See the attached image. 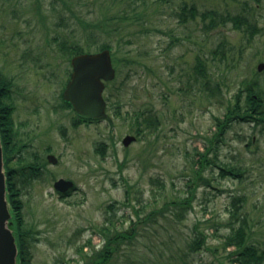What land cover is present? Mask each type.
Segmentation results:
<instances>
[{"label": "rangeland", "instance_id": "1", "mask_svg": "<svg viewBox=\"0 0 264 264\" xmlns=\"http://www.w3.org/2000/svg\"><path fill=\"white\" fill-rule=\"evenodd\" d=\"M67 1L64 7L60 0L57 6L53 0H0V75L9 84L19 146L9 166L17 169L24 219L35 232L32 264L82 263L76 247L91 237L100 248L96 227L107 216L128 228L136 218L133 205H143V217L157 211L155 221L141 225L143 236L109 264H238L230 255L235 246H226L231 223H244L250 240L264 247V125L234 119L217 136V118L224 120L235 92L253 73L264 82V72L255 73L264 52V0H141L135 7L132 0ZM75 12L102 20V28L88 32L101 31L93 33L98 46L108 41L120 58L122 70L106 86L107 117L100 121H80L63 99L72 65L60 43L95 40ZM209 12L219 16H203ZM240 15L244 27L262 32L248 38L243 26L233 25ZM113 16L105 28L104 17ZM145 112L153 115L149 125L142 122ZM127 134L137 140L124 145ZM207 146L212 162L202 174L211 183L197 179L193 205L180 218L174 211L160 215L166 200L190 194L187 181ZM25 162L41 163L31 183L19 168ZM224 163L243 168L242 175L221 176ZM60 177L74 182L70 194L55 189ZM236 196L243 199L234 218ZM202 233L205 242L195 250L191 244Z\"/></svg>", "mask_w": 264, "mask_h": 264}, {"label": "trees", "instance_id": "2", "mask_svg": "<svg viewBox=\"0 0 264 264\" xmlns=\"http://www.w3.org/2000/svg\"><path fill=\"white\" fill-rule=\"evenodd\" d=\"M58 0H53V4L57 6ZM64 7H67L68 1L67 0H60ZM139 1L141 0H132L130 3L134 7L139 4ZM167 1V0H162ZM124 3L127 2V0H123ZM63 5L61 8H64ZM183 10L185 12L186 7H183ZM189 11L191 12V16H195L194 7L192 6ZM76 13V12H75ZM213 12L204 13L203 16H212ZM78 19L82 23L84 30V33H87V35L92 36L95 40L92 43L84 44L82 39H76L71 44H66L65 41L60 43L59 48L64 50L65 53L68 54L69 61L71 60V57L73 55L85 52V51H91L94 49L92 45L94 43H97L96 49H103V48H110L112 52V58L114 65L116 66L118 73L120 70H122L120 65V58L117 56L116 50H113L112 44H110L108 41L103 42L101 45L98 46L99 39L94 36L93 33H102L99 30H90L91 32H88V29H96V28H102V20L100 19H91L89 17H81L78 16L76 13ZM219 16V15H217ZM216 15L212 16V19L214 20ZM116 16H113L112 18L104 17L105 22V28L109 26V24L115 19ZM186 17V15H185ZM243 15H240L237 17L236 20H238L239 24H242L243 21ZM224 18L222 20H225V16L221 17ZM220 18V19H221ZM213 22V21H211ZM113 29L117 30L118 26L112 27ZM201 64V60H199V65ZM198 73V71H196ZM7 80L0 75V129L3 132L7 131V127H9L10 120L8 118L9 116V109L11 108L10 102L7 98L9 96V88ZM66 105L70 107V105L66 102H64ZM264 113V112H263ZM262 113V114H263ZM232 114H235V118L237 120H248V121H254L255 123H261L264 125V115H258L259 113H255L250 111V109L242 110L239 106L237 112L234 113L233 108L231 107L229 111L225 114L224 120H221L219 117L217 118V125L219 127V131L217 133L218 138L221 139L223 136V133L225 132L228 122L232 120L231 118ZM153 115L148 112L144 113L142 117V122L145 125H149L152 123ZM138 119V123H139ZM17 134V132H16ZM218 141V140H217ZM212 146L217 148V145L215 146L213 141ZM19 146L15 143L13 146H9L8 153L11 154L12 151H18ZM210 151V146H207L206 151L202 152L199 151L200 158L198 159L199 166L194 168V177H191L187 181V185L189 186L190 194L182 199H170L166 200L164 202L163 207L160 208L158 211L160 215H165L168 212L166 211H174L176 213V217L180 218L183 214V212L193 205V200L196 197V190L197 186L200 184L198 183V178L203 179L205 183L210 184L209 178H206L202 174V169H204L207 165H209L212 161L209 159L208 152ZM38 164L25 162L24 166H20L19 168L22 170V175L26 177L29 183L35 178H38L35 176L36 174H40L41 166H37ZM221 172V176H225L227 174L233 175L236 177H240L243 173V168L236 166V165H229L227 163L220 164L219 165ZM14 167H10V172L8 174V190H9V199L13 208L14 212V218H15V224L17 228V236L20 246V264H32L31 262V252L30 247L33 245V241L35 240V232L34 229L31 228L27 222L24 219L23 211H22V202L19 198V190L15 187V180L13 178V173H15ZM161 187L165 186V183L162 181L159 183ZM142 195L137 196L138 201L141 200ZM243 199V196H236L234 197L233 201V209H230L231 215L234 218L239 217V213L241 211V200ZM131 192L130 188H127L126 190V203H131ZM240 202V203H239ZM143 205H141L142 209ZM141 209H138L133 205L134 214L136 215L135 219H131L132 224L128 228L119 229L116 226L115 219L112 216H107L104 220V223L97 225L96 230L99 235L103 237V245L96 249L95 246L91 242V237H88L85 242L80 243L76 247V250L80 253H83L82 258L83 262L78 264H109L110 262H114L116 258L123 252L124 245H130L134 242L138 241L140 239V236H143V229L141 228V225H146L147 222L150 220H154L157 216L155 214L157 211L152 212L151 214L143 217L141 216ZM205 237L202 236L194 240V244H191V246L194 247L195 250L199 249L201 245L205 242ZM90 244L92 245L90 252H84V247ZM234 245V250L230 251V255L233 258L232 260L238 264H264V247L260 245V243L251 241L248 235L247 228L244 223L239 224L238 226H234L231 223V232H229L226 236V246ZM170 264V263H168ZM176 264V263H172Z\"/></svg>", "mask_w": 264, "mask_h": 264}, {"label": "water", "instance_id": "3", "mask_svg": "<svg viewBox=\"0 0 264 264\" xmlns=\"http://www.w3.org/2000/svg\"><path fill=\"white\" fill-rule=\"evenodd\" d=\"M72 72L64 90V99L75 113L85 118H104L107 116L104 90L106 81L116 76L111 52L108 48L96 52H83L71 59ZM261 64V68H262ZM137 137L127 134L124 145H129ZM49 161L56 163L54 154L48 155ZM74 182L63 177L55 182V187L66 191ZM13 214L8 199L7 174L4 150L0 133V264H18L19 248L11 225Z\"/></svg>", "mask_w": 264, "mask_h": 264}, {"label": "flooded vegetation", "instance_id": "4", "mask_svg": "<svg viewBox=\"0 0 264 264\" xmlns=\"http://www.w3.org/2000/svg\"><path fill=\"white\" fill-rule=\"evenodd\" d=\"M237 17L239 16H235V19H237ZM244 17L247 18V16ZM236 21L238 22V20H235L233 25H235ZM238 24H236V27H238ZM242 24L245 23L242 21ZM242 24L239 25L244 27V25ZM255 27H256L255 25H251V24L249 25L247 24L244 27L246 29V31L244 32L248 34L247 35L248 38L253 37L256 34L257 31L255 30ZM259 32H262L261 27L260 30L257 32V34ZM261 64H263L262 68L260 67ZM262 72H264V52H263V56H261V58L258 60V63L255 68L256 74H261ZM254 76L255 75L253 73V75L251 76L253 78L245 82L244 84L245 87L239 88V90L235 92L234 97L236 101L235 104L232 106L234 113L237 112L239 106L242 110L250 109V111L252 112L259 113L258 115H261L264 112V82L259 81V79L254 78ZM233 115L234 114H232V116ZM262 115H264V113ZM8 118L10 120L9 127H7L6 132L2 131V143H3L6 163L10 159L9 158L10 155L8 153L9 146L11 143H12L11 146H13L15 144V139H16L14 123H12V119L10 116H8ZM88 120L93 121L94 119H88ZM7 170L9 171L8 167Z\"/></svg>", "mask_w": 264, "mask_h": 264}]
</instances>
